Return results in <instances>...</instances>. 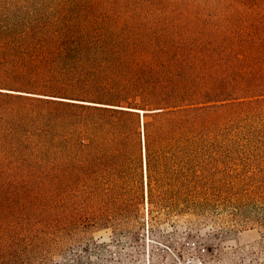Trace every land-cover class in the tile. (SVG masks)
I'll list each match as a JSON object with an SVG mask.
<instances>
[{
  "label": "trees",
  "instance_id": "16d2710c",
  "mask_svg": "<svg viewBox=\"0 0 264 264\" xmlns=\"http://www.w3.org/2000/svg\"><path fill=\"white\" fill-rule=\"evenodd\" d=\"M100 1L34 16L0 2V264L42 241L49 189L100 214L139 194L246 218L264 204V34Z\"/></svg>",
  "mask_w": 264,
  "mask_h": 264
},
{
  "label": "rangeland",
  "instance_id": "374dc122",
  "mask_svg": "<svg viewBox=\"0 0 264 264\" xmlns=\"http://www.w3.org/2000/svg\"><path fill=\"white\" fill-rule=\"evenodd\" d=\"M73 1L0 0L11 3L10 13L25 16L54 15L67 9L79 12L77 2L69 4ZM120 1L100 2L115 16L122 7ZM143 2L153 8L166 5L169 15L186 10L188 18L194 14L210 24L217 23L216 29L264 34V0ZM124 4L132 7L136 3L129 0ZM44 197L47 210L39 223L43 239L31 243V238L26 245L22 241L25 252L19 257L23 261L16 264H172L177 259L190 264H264V217L258 215L264 211V204L260 200L252 202L253 215L258 216L246 218L227 206L202 214L149 208L140 194L137 206L123 211L104 210L103 214L95 211L94 204L87 206L80 192L73 207L60 202L64 197L61 191L52 193L49 189ZM71 213L72 220L67 215ZM38 220L39 216H34L29 225H36Z\"/></svg>",
  "mask_w": 264,
  "mask_h": 264
},
{
  "label": "built area",
  "instance_id": "2783aa9c",
  "mask_svg": "<svg viewBox=\"0 0 264 264\" xmlns=\"http://www.w3.org/2000/svg\"><path fill=\"white\" fill-rule=\"evenodd\" d=\"M172 264H190V263L188 261L177 259V260H174Z\"/></svg>",
  "mask_w": 264,
  "mask_h": 264
}]
</instances>
